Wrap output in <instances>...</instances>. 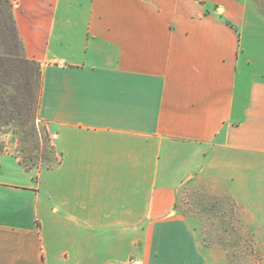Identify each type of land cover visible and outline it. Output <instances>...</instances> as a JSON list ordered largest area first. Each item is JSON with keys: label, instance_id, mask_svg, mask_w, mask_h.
Wrapping results in <instances>:
<instances>
[{"label": "crops", "instance_id": "1", "mask_svg": "<svg viewBox=\"0 0 264 264\" xmlns=\"http://www.w3.org/2000/svg\"><path fill=\"white\" fill-rule=\"evenodd\" d=\"M58 160L0 153V264H200L180 192L264 189L255 0H14ZM137 259V260H136Z\"/></svg>", "mask_w": 264, "mask_h": 264}, {"label": "rangeland", "instance_id": "2", "mask_svg": "<svg viewBox=\"0 0 264 264\" xmlns=\"http://www.w3.org/2000/svg\"><path fill=\"white\" fill-rule=\"evenodd\" d=\"M255 1L264 11V0ZM3 31L0 27V46L6 42ZM34 125L36 136L14 122L1 125L0 153L13 151L28 170L51 168L58 153L45 133L47 123L38 119ZM205 178L200 174L184 186L175 207L197 234L200 264H264V189L244 185L238 202L217 175Z\"/></svg>", "mask_w": 264, "mask_h": 264}, {"label": "trees", "instance_id": "3", "mask_svg": "<svg viewBox=\"0 0 264 264\" xmlns=\"http://www.w3.org/2000/svg\"><path fill=\"white\" fill-rule=\"evenodd\" d=\"M13 1L0 0V27L6 38L0 46V126L14 122L36 136L41 68L23 52L13 18ZM45 133L51 138L48 130ZM20 163L26 168L24 162Z\"/></svg>", "mask_w": 264, "mask_h": 264}]
</instances>
